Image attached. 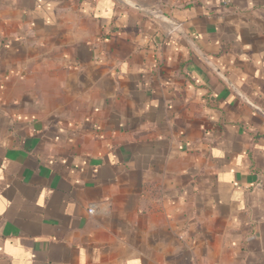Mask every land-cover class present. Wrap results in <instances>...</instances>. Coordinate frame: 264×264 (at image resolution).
Instances as JSON below:
<instances>
[{
	"label": "crops",
	"instance_id": "0c3cea01",
	"mask_svg": "<svg viewBox=\"0 0 264 264\" xmlns=\"http://www.w3.org/2000/svg\"><path fill=\"white\" fill-rule=\"evenodd\" d=\"M214 263L264 264V0H0V264Z\"/></svg>",
	"mask_w": 264,
	"mask_h": 264
},
{
	"label": "built area",
	"instance_id": "2783aa9c",
	"mask_svg": "<svg viewBox=\"0 0 264 264\" xmlns=\"http://www.w3.org/2000/svg\"><path fill=\"white\" fill-rule=\"evenodd\" d=\"M180 3H195V2H202V1H207V0H176ZM221 5L224 7H228L231 5L232 0H219ZM91 212V211H90ZM214 264H218V263H214Z\"/></svg>",
	"mask_w": 264,
	"mask_h": 264
}]
</instances>
